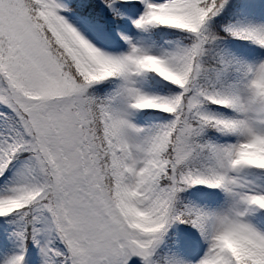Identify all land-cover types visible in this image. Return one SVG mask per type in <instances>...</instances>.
<instances>
[{
    "label": "snow or ice",
    "instance_id": "snow-or-ice-1",
    "mask_svg": "<svg viewBox=\"0 0 264 264\" xmlns=\"http://www.w3.org/2000/svg\"><path fill=\"white\" fill-rule=\"evenodd\" d=\"M0 264H264V0H0Z\"/></svg>",
    "mask_w": 264,
    "mask_h": 264
}]
</instances>
